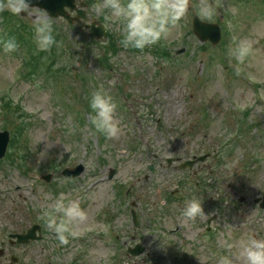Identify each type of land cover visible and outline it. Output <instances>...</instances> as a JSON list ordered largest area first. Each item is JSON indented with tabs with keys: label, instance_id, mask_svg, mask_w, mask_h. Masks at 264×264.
<instances>
[{
	"label": "rangeland",
	"instance_id": "374dc122",
	"mask_svg": "<svg viewBox=\"0 0 264 264\" xmlns=\"http://www.w3.org/2000/svg\"><path fill=\"white\" fill-rule=\"evenodd\" d=\"M81 1L88 4L86 23L98 21L109 39L91 42L83 27L53 19L58 46L37 52L31 14L21 20L0 12V38L18 44L11 53L0 47V131H10L14 142L0 160V233L42 224L47 242L31 246L32 264H56L63 253L69 254L59 263L70 264L86 246L78 264H216L229 254L228 243L264 238V210L255 203L264 193V0H207L216 9L211 20L196 14L201 0H189L168 38L143 52L120 47L107 10H93L101 0ZM194 15L221 26V44L198 41ZM234 47L247 48L242 61L230 54ZM100 87L118 105V139L95 133L88 122V98ZM201 155L208 156L177 169ZM169 158L180 161L168 165ZM234 160L235 168L224 167ZM79 163L83 174L65 181L60 172ZM203 181L210 184L199 197L208 218L186 220L184 202ZM175 191L177 201L169 197ZM60 193L88 214L69 251L40 218ZM136 243L144 253L128 256Z\"/></svg>",
	"mask_w": 264,
	"mask_h": 264
},
{
	"label": "clouds",
	"instance_id": "9594fccd",
	"mask_svg": "<svg viewBox=\"0 0 264 264\" xmlns=\"http://www.w3.org/2000/svg\"><path fill=\"white\" fill-rule=\"evenodd\" d=\"M189 6V0H101L93 5V10L97 13L107 10L104 19L117 25L122 49L143 52L166 40L171 30L185 18ZM3 11L21 20L26 18V15L21 17V13L31 14L33 43L37 52H49L54 46H58L53 18L45 10L30 7V0H0V12ZM196 14L211 20L216 15V9L207 0H201ZM0 47L5 53H11L17 50L18 44L14 37L0 38ZM230 54L242 61L247 48L230 49ZM117 107L114 98L103 87L90 94L88 122L95 133L113 140L122 135L121 123L116 117ZM237 163L234 160L224 167L231 170ZM182 216L189 221L198 218L206 220L208 215L203 210L202 198L194 196L186 200ZM40 218L59 244L67 245L69 238L77 235L88 214L79 200H68L64 193H60L45 205ZM226 248L229 254L219 256L216 264H233L234 260L240 261V264H264V238L249 236L247 239L228 243Z\"/></svg>",
	"mask_w": 264,
	"mask_h": 264
},
{
	"label": "water",
	"instance_id": "95a60500",
	"mask_svg": "<svg viewBox=\"0 0 264 264\" xmlns=\"http://www.w3.org/2000/svg\"><path fill=\"white\" fill-rule=\"evenodd\" d=\"M86 6L83 2L79 3V6L77 7L75 4V0H30V7H37L41 10H45L51 18H64L68 24H72L74 21H82L86 19V15L84 14L83 8ZM71 11H74L77 16L72 17L69 16V13ZM192 24V33L197 36L199 41L205 42L206 40L209 41L212 44H217L218 39L220 37V32L218 31V27L214 24L210 23H204L200 21L197 17H194ZM86 28H89L90 31L88 33V37L91 40L98 39L101 40L105 38V32L104 27L100 25L98 22H93L89 25H84ZM181 53V51L177 52ZM8 138H9V132L7 131H0V159L4 157V153L6 150V147L8 145ZM204 157H200L199 160H203ZM191 166L192 162H186L185 164H182L180 167L185 166ZM83 171L82 164H78L74 168H66L64 169L60 174L64 179H70L75 178L78 175L81 174ZM110 174L108 176L109 179H111L112 175L114 174V171L111 169ZM45 180L46 182L49 181L50 175L43 176L42 180ZM261 207L264 208V195H263V202L261 204ZM131 216L133 218V224L135 225V215L133 212H131ZM33 235V229L29 230L27 234L24 235H13L17 238V242L24 243L27 242L28 239H34L32 237ZM143 249L136 245L133 249H128V252L132 254L133 256H137L138 254L142 253Z\"/></svg>",
	"mask_w": 264,
	"mask_h": 264
},
{
	"label": "flooded vegetation",
	"instance_id": "af4514ba",
	"mask_svg": "<svg viewBox=\"0 0 264 264\" xmlns=\"http://www.w3.org/2000/svg\"><path fill=\"white\" fill-rule=\"evenodd\" d=\"M34 224H38L37 233L39 234V239L35 241H30L27 244H19L16 242L15 238H11L10 235L13 233H23L26 232L28 228L33 226ZM46 231L43 228L42 224L34 222L33 224L28 225L25 229L19 230V231H12L10 233H0V264H32V262L35 260L32 258L30 254V248L31 246H34L35 243H46ZM35 247V246H34ZM42 250L43 247H40ZM63 250L69 251L73 250L72 243L65 245L63 247ZM62 254V257L60 258V261H58L56 264H62L59 262L63 261V258L68 255ZM50 256H52L51 253H49ZM79 257V254H76L74 258L70 261V264H78L77 258ZM50 263V262H48Z\"/></svg>",
	"mask_w": 264,
	"mask_h": 264
},
{
	"label": "trees",
	"instance_id": "16d2710c",
	"mask_svg": "<svg viewBox=\"0 0 264 264\" xmlns=\"http://www.w3.org/2000/svg\"><path fill=\"white\" fill-rule=\"evenodd\" d=\"M30 61H27V64H29L30 65ZM31 70L30 71H32V70H37V63H31ZM30 74H35V72L34 73H30ZM12 143L10 144V147H12L13 145H14V142L13 141H11Z\"/></svg>",
	"mask_w": 264,
	"mask_h": 264
}]
</instances>
